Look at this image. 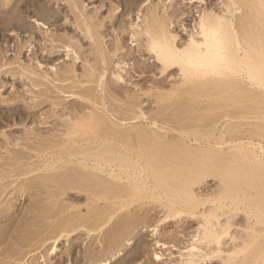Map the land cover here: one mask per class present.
<instances>
[{
  "label": "bare ground",
  "instance_id": "bare-ground-1",
  "mask_svg": "<svg viewBox=\"0 0 264 264\" xmlns=\"http://www.w3.org/2000/svg\"><path fill=\"white\" fill-rule=\"evenodd\" d=\"M62 1L96 57L81 75L74 58L51 82L89 106L56 140L7 149L0 264H112L140 227L171 221L190 240L168 264H264V0L150 2L111 47L84 0ZM146 2L128 0L126 12ZM126 33L152 60L139 71L124 58ZM23 197L33 201L19 215Z\"/></svg>",
  "mask_w": 264,
  "mask_h": 264
},
{
  "label": "rangeland",
  "instance_id": "rangeland-1",
  "mask_svg": "<svg viewBox=\"0 0 264 264\" xmlns=\"http://www.w3.org/2000/svg\"><path fill=\"white\" fill-rule=\"evenodd\" d=\"M162 1L149 0L135 7L131 14L126 12L128 0H84V4L90 16L104 20L102 30L106 35L105 42L111 47L115 42V34L123 26L131 30L132 22H142V17L139 20L138 17L147 11L150 2L158 4ZM2 3L0 0V165L9 157L8 148L14 150L35 144L38 140H56L62 134L63 120L68 115L73 114L77 108L88 109L89 104L85 100L70 96L69 93L61 94L55 87L60 84L52 83L51 80L61 77L63 70L78 57L80 59L76 60L75 69L81 75L88 62L96 57L90 40L78 29L72 18L73 14L62 0H13L8 6ZM199 6L195 4L191 8L192 16L196 17V7ZM117 7L119 8L113 11ZM163 11L162 7L161 12ZM191 18L193 17L189 18V24L192 23ZM124 35V58L130 70L139 71L141 62L152 63V60L141 56L140 44L132 43L128 33ZM74 48L79 50L78 54H75ZM23 68L31 73L36 72L41 77L24 74ZM150 78L152 79L148 74L135 78L134 81L143 83ZM81 79L79 77L77 81ZM35 81L40 82V86H33ZM86 86L88 85H83L82 88ZM127 88L134 89L131 85ZM151 103L146 99L143 105L147 113L154 108ZM13 180L14 178L6 179L5 185ZM215 184L214 180L209 179L203 188L211 191ZM32 201L30 197L20 198L17 203L18 214H22ZM11 222L0 220V229ZM195 223H190L188 231L194 229ZM180 226L175 221L161 223L157 233L152 231L153 227H140L131 245L112 264H168V261L178 257V252L190 240L189 236L181 233L184 227ZM175 236L177 242H174ZM6 243L0 247V253L4 252ZM61 250L64 252L65 247L61 246ZM154 252L163 254V260H154ZM132 258L135 259L131 261ZM210 264L219 262L214 260Z\"/></svg>",
  "mask_w": 264,
  "mask_h": 264
},
{
  "label": "snow or ice",
  "instance_id": "snow-or-ice-1",
  "mask_svg": "<svg viewBox=\"0 0 264 264\" xmlns=\"http://www.w3.org/2000/svg\"><path fill=\"white\" fill-rule=\"evenodd\" d=\"M261 86L264 87V80L261 81ZM159 259V257H157Z\"/></svg>",
  "mask_w": 264,
  "mask_h": 264
}]
</instances>
